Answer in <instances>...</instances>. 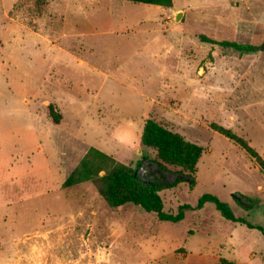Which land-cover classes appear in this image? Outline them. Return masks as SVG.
<instances>
[{
  "label": "rangeland",
  "instance_id": "obj_1",
  "mask_svg": "<svg viewBox=\"0 0 264 264\" xmlns=\"http://www.w3.org/2000/svg\"><path fill=\"white\" fill-rule=\"evenodd\" d=\"M26 1L27 26L52 38L10 22L0 0V264H264V173L213 129L264 160V0H176L166 14L112 0L89 9L78 31L67 26L66 38L58 20L48 31L34 22L45 0ZM149 119L203 149L193 183L160 192L166 213L190 206L183 221L113 207L99 180L63 187L91 148L143 182H174L180 168L143 145ZM207 194L243 222L211 203L198 209Z\"/></svg>",
  "mask_w": 264,
  "mask_h": 264
},
{
  "label": "trees",
  "instance_id": "obj_2",
  "mask_svg": "<svg viewBox=\"0 0 264 264\" xmlns=\"http://www.w3.org/2000/svg\"><path fill=\"white\" fill-rule=\"evenodd\" d=\"M134 4L156 5L166 8L173 6L172 0H121ZM205 42L218 44L224 48H232L239 52L250 53L252 49L233 42L217 43L204 38ZM51 117L56 124L60 123L61 115L51 112ZM216 132L234 140L241 146L260 166L264 173V160L242 138L221 126L213 125ZM142 142L145 147L157 152L159 164L170 165L180 168V174L172 183L143 182L137 176V170L116 161L111 156L100 150L91 148L82 159L79 166L67 177L63 187L70 188L80 183L99 180L103 187L101 193L113 207H121L132 204L140 207L146 213H152L160 221L179 223L184 220V209L190 206H182L176 215L164 212L163 201L160 192L163 189L174 188L181 183H193V175L203 155L201 146L187 141L181 135L168 130L153 119L146 121ZM105 172L104 176H100ZM188 175V176H187ZM189 179V181H188ZM211 203L220 215L227 221L242 223L243 220L236 218L229 204L214 195H204L199 199L197 208L202 209ZM222 264H233L222 260Z\"/></svg>",
  "mask_w": 264,
  "mask_h": 264
},
{
  "label": "crops",
  "instance_id": "obj_3",
  "mask_svg": "<svg viewBox=\"0 0 264 264\" xmlns=\"http://www.w3.org/2000/svg\"><path fill=\"white\" fill-rule=\"evenodd\" d=\"M111 1L112 0H96V1L92 2V4L90 5L89 0H45V2H42L39 5L42 9V12H41V14H39L38 19L34 20V22H36V24L45 25V27H43V30L48 31V28H46V26L51 25L55 20H58L59 23L63 24V29L60 33H58V37L59 38H61V37L66 38L67 36H69L68 33L65 32V29L67 26L73 25L76 27L75 31H78L79 28H77V26L81 25V23H86L87 18H90L96 14V12H94L95 14L89 12V9L93 10L94 5H100L103 3H110ZM119 1H121V0H119ZM172 1H173V5L175 6L177 1L176 0H172ZM123 2H127V1H123ZM27 3L28 2L26 0H2L1 5H2L4 17L6 19L10 20V22H12L13 24H16L17 26H19L21 29L27 31L28 33H31L37 37H39L41 35L42 37L45 38L47 36L46 38L51 39L52 33L48 32V33H46V35L39 34L38 32H40V30H38V32H37V31L31 29L30 27H28L29 25L27 26L25 19H23L24 17L22 18L24 13H22V16H21L20 12H19L20 11L19 6L24 5V4L27 5ZM95 3H98V4H95ZM127 3H131V2H127ZM32 4H35V3H32ZM136 5H138V4H136ZM140 5H143V4H140ZM148 6L151 7L149 9L157 10L154 14H162V13L166 14L167 13L166 9H168V8H166V7H161V6H156V5H148ZM14 10H15V14L12 15V12ZM21 10H22V8H21ZM154 14H153V17L156 18L155 24L156 23L158 24L160 22L159 21L160 19L157 18L156 15H154ZM120 16H121V13L118 14L117 11H115V23H116V21L120 20L119 19ZM123 18H124V16H123ZM124 19L126 20V18H124ZM140 24H142V23H140L139 21H138V23H136V25H140ZM127 29L128 28L123 27L122 31H126ZM120 33H122V32H120ZM71 34H74V33H71ZM75 34H78V37H71V38H80V37L85 38L89 35V31L88 30L85 32L81 31L80 33H75ZM116 34H117V32L115 30V35ZM141 51L143 52V50H141Z\"/></svg>",
  "mask_w": 264,
  "mask_h": 264
},
{
  "label": "water",
  "instance_id": "obj_4",
  "mask_svg": "<svg viewBox=\"0 0 264 264\" xmlns=\"http://www.w3.org/2000/svg\"><path fill=\"white\" fill-rule=\"evenodd\" d=\"M181 17H182V13L181 12H177L176 15H175V20L176 21H180ZM263 49H264V47H263Z\"/></svg>",
  "mask_w": 264,
  "mask_h": 264
}]
</instances>
